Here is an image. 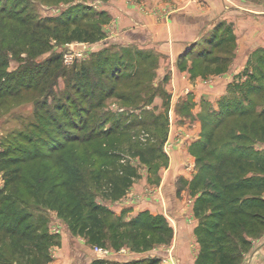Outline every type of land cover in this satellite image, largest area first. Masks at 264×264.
I'll return each instance as SVG.
<instances>
[{
	"label": "trees",
	"instance_id": "obj_1",
	"mask_svg": "<svg viewBox=\"0 0 264 264\" xmlns=\"http://www.w3.org/2000/svg\"><path fill=\"white\" fill-rule=\"evenodd\" d=\"M17 1L10 5L9 0H0L1 28L5 33L10 32L13 35V41H10L12 45L8 43L7 34L0 40L1 69L8 66L9 53L16 55L17 52H26L34 59L49 48L47 41L50 35L55 34L56 38H61L60 34L55 32L58 27L55 23L57 18L48 19L49 23H53L52 30L39 23L34 25L25 14V10L17 7ZM69 14L66 12V19L61 24L76 21V18L69 17ZM65 32L70 34V40L87 39L88 36V38H94L99 34L95 31L88 32L80 26H75V29L70 32L67 26ZM23 37L29 38V46L20 50L14 49ZM223 44L226 48L232 49L231 42L227 41ZM6 45H8L7 49L4 50ZM222 60L227 59L222 58ZM257 60L259 61L255 65L257 74H252L251 81L248 83L235 85L233 88L245 87L249 93H255L260 89L256 87L258 85L254 83L253 76H259L262 70L264 71L262 67L264 49L259 52ZM35 64L27 62L11 74H2L0 71V100L18 96L23 90L32 88L33 81L36 80L34 77H39L41 72ZM145 65L142 66L141 75L143 79L150 80L151 75L154 74V66ZM59 66L57 63L54 70L51 71V67H47L44 71L47 74L49 72L52 78ZM89 70V68L81 67L75 73L65 72L71 78L67 82L73 84L75 94L81 95L83 99L87 96L85 92H90L88 96L104 97L105 94L109 96L111 91L106 90L102 84H94L95 75L92 76ZM125 72L122 64L112 66V81L118 82ZM147 73L150 76H146ZM90 77L93 78L89 80ZM48 81L45 88L46 97L53 92L52 82ZM132 85V88L143 87L144 80H136ZM113 92L112 85V95ZM70 99V96L66 97L67 102H70ZM124 99L130 101L129 97ZM242 102L248 103V100L245 99ZM224 103L221 102L222 105ZM55 109L59 110L57 106ZM208 114L203 116V135L195 148L199 158V171L192 185L195 193H200L194 206L198 218L195 233L200 244L196 264H241L243 253L250 248V239L259 237L264 232V152L256 149L254 144L238 154L234 151L218 150L217 143L220 140L217 130L221 125L220 122L217 125L213 124L211 120L217 117L222 118V116L217 112L216 115H210L214 117L211 119ZM237 116L243 119L240 134L264 143V109L257 114L250 112L249 109H241ZM247 117L250 119L247 120ZM71 126L67 122L65 125H59V135H62L61 130H68L72 128ZM63 147L61 145L60 148H51L48 153L43 154L30 149L23 150V152L20 151L23 157H11L8 150L0 153L1 169L5 180L3 187L0 188L2 206L0 207V239L3 237L0 240V264H48L50 262V248L59 243L60 236L49 232L47 208L57 212L73 235H82L93 245L106 247L108 241L112 239L115 241L112 246L119 248L120 244L128 240L135 245L131 246L133 249L140 250L142 247L149 249L157 243L169 241L172 230L163 217H154L149 212H145L130 222L114 220L112 211L106 205L98 203L95 193L88 188L81 166L65 157H57L55 161H52L55 158L54 154ZM117 152L114 148L112 157L120 160ZM149 152L152 156L157 152L156 156L160 159L165 158L161 147L156 150L150 147L147 151L140 149L131 154L138 156L143 162L152 164L154 158L151 159ZM36 161L47 163L46 166L41 167ZM35 162L41 171L35 169V173L31 175L28 171ZM117 168L120 169L118 164ZM122 168L124 172L121 175L112 177V197L115 199L122 196L132 186L133 180L139 176L137 170L130 165L122 166ZM251 173L252 175H249ZM91 175L94 177L97 189L102 188L101 172ZM24 192L26 196H23ZM20 205L22 207L18 208L17 206ZM230 235L237 237L236 242L238 241L241 245L240 253L238 250L237 252L229 250ZM5 244L9 252L6 251ZM91 264H159V259L153 257L127 263L94 260Z\"/></svg>",
	"mask_w": 264,
	"mask_h": 264
},
{
	"label": "rangeland",
	"instance_id": "obj_2",
	"mask_svg": "<svg viewBox=\"0 0 264 264\" xmlns=\"http://www.w3.org/2000/svg\"><path fill=\"white\" fill-rule=\"evenodd\" d=\"M9 3L13 5L16 0H9ZM17 7L25 10V14L34 25L39 23L43 27H50L51 30L54 26L53 23L48 22V19L57 18L55 23L58 27L55 32L60 34L61 38H56L55 34L50 35L47 41L49 48L34 59L29 57L26 52H17L16 55L9 53L8 66L4 69L0 68L2 74H11L27 62H33L41 71L39 77H34L36 80L33 81L32 88L23 90L18 96L0 100V153L8 150L11 157H23L21 153L23 150L40 151L39 153L43 154L48 153L51 148H60L63 145L62 150L54 154L55 158L52 161H55L57 157H65L81 166L86 184L95 193L97 202L106 205L112 211V201H107L112 198V177L116 178L124 172L122 166L130 165L135 168L136 164L131 163L137 161L136 156L131 153L140 149L147 151V148L150 147L155 150L161 147L170 156L173 152L171 148L174 142L173 136L170 137L172 126L192 131L196 127V121L188 116H184V119L180 120L176 118L175 114L178 113L180 105H177L176 100L168 102V97L169 95L172 97L173 93L176 97L182 92L177 89H171L170 92V89L166 88L173 74L172 72L168 73L167 69L157 71L159 60L157 61L158 56H154V51L140 50V44H130L123 36L121 38L114 36V32L117 31L115 22L120 16L113 19L112 0H18ZM66 12L70 13L69 17L76 18V21L72 20L66 22L67 24H61L66 19ZM74 22H76L75 25ZM67 26H69V32L73 31L75 26H80L88 32L95 31L99 34L94 38H88V36L87 39L70 40V34L65 32ZM6 34L9 45H12L13 43L10 41H13V35L10 32L5 33L0 25V40ZM29 41V38H21L14 49L27 48ZM7 46L4 50L7 49ZM258 55L259 53L252 59L253 62L248 71L241 77L244 84L251 81L252 74H257L255 65ZM57 63L60 66L54 73L55 76L51 78L50 73L47 74L44 70L47 67H51V71L54 70ZM118 63L122 64L126 72L118 82H114L112 81L111 68ZM144 65L155 67L156 71L154 70L150 80L142 78L141 72ZM262 65L264 68L263 63ZM81 67L89 68L92 76L95 75L94 84H102L106 90L111 91L110 95L88 96L90 92H85L87 93L85 99L81 95H76L72 88L73 84L67 82L68 79L71 80L68 73H75ZM185 69L187 70L188 67L185 66ZM66 71L68 73H65ZM146 76L150 75L147 73ZM92 78L90 77L89 80ZM135 79L137 81L144 80V86L132 88L131 85L135 84ZM253 79L254 83L258 85L256 87L260 88L255 93H249L245 87H235L227 96L222 97V101L227 102L226 104L203 105L206 113L204 115L208 113L209 116L216 115L218 112L222 116V118L210 116L211 119L214 118L210 119L214 122L213 124L217 125L220 122L221 125L217 130L220 140L217 146L220 151H234L235 154H238L254 144L256 149L264 152V143L240 134L243 119L237 116L241 109H249L254 114L264 109V71L262 70L259 76H253ZM40 80L42 82H38ZM47 81L52 82L53 92L46 97ZM67 96H70V102L66 101ZM127 96L130 101L124 99V97L128 98ZM245 99L248 100V103L242 102ZM146 100L149 102H144ZM45 103L47 104L45 105ZM56 106L59 110L55 109ZM248 119L250 118L247 117ZM65 122L71 124L72 128L61 130L62 135H59L58 126L65 125ZM198 124L199 122L197 126ZM232 130H234L233 133ZM77 138L79 141L75 142L74 140ZM114 148L117 149L120 160L113 159L112 150ZM129 149L132 150L131 153ZM149 154L151 155L150 152ZM193 154L198 160L196 150ZM156 155L157 152L153 156L151 155V159L154 158L152 166L154 165L155 168H149L150 165L146 166L137 162L140 178L137 179L135 188L138 191L142 189L146 194H152L151 188L157 183L155 181L156 166H160L158 170H161L166 164L161 162L162 159ZM180 158L183 160L182 157ZM36 162L31 165L28 171L31 175L36 170H40L37 163L41 167L46 166L47 163L45 161ZM117 164L120 169L117 168ZM1 167L0 158V188L5 183ZM175 169L177 173L178 167ZM99 171L102 176V188L97 189L91 174ZM196 171H199V167L196 168ZM170 172L174 173L172 168ZM133 190L132 195L134 196ZM138 191L135 190V195ZM23 196H26L25 192ZM186 206L191 208L193 204L186 200ZM0 207H2L1 204ZM17 207L21 208L22 205ZM46 211L48 227L59 228L66 224L53 209L47 208ZM236 238L232 235L229 236V250L233 252L238 250L240 253L241 245L238 241L236 242ZM2 239L3 237L0 240ZM114 243L115 241L111 239L106 247L101 246L108 250V254L102 257H111L112 244ZM125 243L130 247L135 246L132 241L127 240ZM5 246L6 251L9 252L6 244ZM133 250L135 251V249Z\"/></svg>",
	"mask_w": 264,
	"mask_h": 264
},
{
	"label": "crops",
	"instance_id": "obj_3",
	"mask_svg": "<svg viewBox=\"0 0 264 264\" xmlns=\"http://www.w3.org/2000/svg\"><path fill=\"white\" fill-rule=\"evenodd\" d=\"M112 17H119L115 37L140 44V50H153L159 60L157 71L172 72L166 88L185 93L168 97V102L176 100L180 105L176 118L188 116L196 121L192 131L173 126L170 129L173 152L169 156L163 150L165 158L159 160L166 164L164 171L157 170L152 194L135 188L140 178L137 171L138 178L122 196L107 200L112 201L114 220L130 222L149 212L166 220L172 236L168 242L147 250L142 247L134 251L125 242L119 248L112 246L108 258L95 253L99 245L89 243L82 235H73L67 224L49 226V232L59 235L60 240L50 248L48 264H91L94 260L127 263L153 257L159 259V264H196L200 244L195 233L198 218L194 206L200 193H195L192 186L199 167L193 152L203 135V105L221 103L235 85L244 84L241 77L264 49V0H112ZM227 41L232 49L223 44ZM136 160L131 163L136 164V170L138 163L152 166L138 156ZM186 200L193 204L191 208L186 206ZM250 240L243 264H264V232Z\"/></svg>",
	"mask_w": 264,
	"mask_h": 264
},
{
	"label": "built area",
	"instance_id": "obj_4",
	"mask_svg": "<svg viewBox=\"0 0 264 264\" xmlns=\"http://www.w3.org/2000/svg\"><path fill=\"white\" fill-rule=\"evenodd\" d=\"M94 251H95V253H97L100 256H106L108 254V250H106L102 247H99V246H96L94 248Z\"/></svg>",
	"mask_w": 264,
	"mask_h": 264
}]
</instances>
